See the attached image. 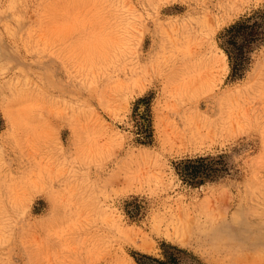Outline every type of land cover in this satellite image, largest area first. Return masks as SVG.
<instances>
[{
    "label": "rangeland",
    "instance_id": "obj_1",
    "mask_svg": "<svg viewBox=\"0 0 264 264\" xmlns=\"http://www.w3.org/2000/svg\"><path fill=\"white\" fill-rule=\"evenodd\" d=\"M253 14L0 0V264H264V36L222 44Z\"/></svg>",
    "mask_w": 264,
    "mask_h": 264
},
{
    "label": "trees",
    "instance_id": "obj_2",
    "mask_svg": "<svg viewBox=\"0 0 264 264\" xmlns=\"http://www.w3.org/2000/svg\"><path fill=\"white\" fill-rule=\"evenodd\" d=\"M257 17H259L258 14H253L241 22L232 24L222 35V44L225 51L228 53L229 58L232 60L233 68L235 69L243 65L246 48L249 47L256 39H262V36H264L260 35L262 33L261 23L258 22ZM172 247L180 250L175 246ZM165 255L167 257H172L166 250ZM157 261L160 264L163 263L160 259H157Z\"/></svg>",
    "mask_w": 264,
    "mask_h": 264
},
{
    "label": "bare ground",
    "instance_id": "obj_3",
    "mask_svg": "<svg viewBox=\"0 0 264 264\" xmlns=\"http://www.w3.org/2000/svg\"><path fill=\"white\" fill-rule=\"evenodd\" d=\"M202 49V48H201ZM195 55V54H194ZM211 78V76H210V72L209 71H205V72H201V73H199L198 74V77H197V79L199 80V81H205V82H207L209 79ZM207 208V207H206ZM208 209V208H207ZM210 210V209H209ZM180 212V214L182 215L183 214V216H187V214H188V211H187V209H183L182 208V210L181 211H179ZM179 212H177V213H179ZM213 212V211H212ZM176 213V214H177ZM176 214H175V218H176ZM205 214H206V212H205ZM178 216H180V215H178ZM181 217V216H180ZM189 217V216H188ZM173 219V218H172ZM181 220V219H180ZM171 223H173V221L171 222ZM191 227V226H190ZM150 249V248H149Z\"/></svg>",
    "mask_w": 264,
    "mask_h": 264
}]
</instances>
